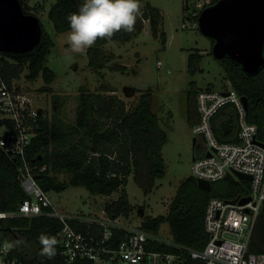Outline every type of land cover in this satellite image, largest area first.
Here are the masks:
<instances>
[{"label": "trees", "instance_id": "16d2710c", "mask_svg": "<svg viewBox=\"0 0 264 264\" xmlns=\"http://www.w3.org/2000/svg\"><path fill=\"white\" fill-rule=\"evenodd\" d=\"M25 14L31 8L24 0H18ZM218 0H212V4ZM83 0H55L47 12V18L56 34L68 32L66 20L70 12H75ZM188 6H184V10ZM135 30H120L111 38H98L87 52L88 68L99 74L103 67L124 73L126 67L117 64L112 52L106 53L104 46L109 41L125 43L139 35L143 22L147 21L150 31L162 45L166 43L163 31V13L147 3L141 10ZM41 24V23H40ZM38 45L26 53H1L0 64L5 78L11 82L26 71L25 78L35 81L40 75L46 85L56 77L54 70L46 66L54 42L44 30ZM211 45L213 41L211 40ZM212 54V53H211ZM264 56V53H263ZM204 57L199 50L192 51L187 58V72L190 76L201 71L199 65ZM216 60V59H215ZM224 72L229 87L247 99L246 119L257 128L256 138L264 145V67L254 75H247L241 66L228 58L216 60ZM207 89H211L210 87ZM99 91L113 92L108 85ZM137 98L130 106L116 96L104 97L99 93H84L80 89L76 119L73 125L49 122L39 119V128L25 153L28 165L34 168L35 182L46 193H60L68 187H82L93 196L118 198L106 202L103 211L111 218H127L133 211L125 186L129 176L145 193L155 186L156 180L165 174L162 148L167 142L166 133L160 127V119L152 110L150 90L141 92L129 89ZM199 90L191 85L190 127L197 122L195 96ZM195 114V120H193ZM211 126L218 141L238 142V117L232 105L222 107L212 118ZM21 159H10L0 150V212H15L19 204L27 198L21 187L19 168ZM45 167L44 171H40ZM66 180H60L59 176ZM223 188L211 184L210 191L197 185V180L189 176L178 185L165 214L156 217L143 216L139 228L154 235H160V228L167 224L169 235L180 248L163 244L148 243V249L160 253L179 255L176 264H204L189 257L187 250H202L207 243L203 220L207 202L212 198L234 200L249 194L248 182L242 187L236 181L225 180ZM51 209H48L50 211ZM142 212V209H139ZM83 233H99L101 229L92 226L78 227ZM61 222L54 217H15L0 219V241H7L11 256L22 264H66L62 247L57 243V233ZM128 233L122 229L113 230L112 242L117 244ZM43 236L55 238V253L47 255L41 243ZM251 252L264 253V205L255 223L250 241ZM71 264H92L88 260H76Z\"/></svg>", "mask_w": 264, "mask_h": 264}, {"label": "rangeland", "instance_id": "374dc122", "mask_svg": "<svg viewBox=\"0 0 264 264\" xmlns=\"http://www.w3.org/2000/svg\"><path fill=\"white\" fill-rule=\"evenodd\" d=\"M24 1L54 42L46 66L54 70L56 77L51 84L46 85L41 75L35 81L26 80L24 71L12 82L24 90L34 108L44 112L47 121L73 125L81 88L84 93L116 96L127 107L137 98L129 89L139 90L140 93L150 90L152 110L160 119V127L167 137L162 148L165 174L156 180L149 193L141 190L133 176H129L125 191L133 211L127 218L120 217L117 221L126 228H132L140 224L143 216L165 214L180 182L192 176L193 157L201 149L198 139L193 146L196 137L190 127L191 85L196 90L209 87L220 90L229 86L222 68L211 54V40L200 32L198 26L192 27L191 21L187 19L189 11L194 10L195 4L202 0H141V10L149 3L162 11L165 45L152 35L148 22L144 21L142 32L132 40L125 43L109 41L104 46L106 53L112 52L115 55L114 63L125 66L126 71L122 73L103 67L99 74L88 68L85 54L67 51L68 32L56 34L53 31L47 12L55 0ZM185 5L188 6L186 10ZM183 24L187 28H182ZM194 50H199L204 57L199 65L201 71L190 76L187 72V58ZM69 56L72 58L69 59ZM157 62L161 66L157 67ZM107 85L114 91H99ZM59 179L66 180L62 175ZM224 181L212 184L216 188H223ZM235 181L240 187L243 186L242 181ZM49 196L54 209L60 213L102 217L104 204L116 200L118 193L111 197L93 196L82 187L70 186L60 193H49ZM160 236L170 238L167 224L161 226ZM157 264L164 263L158 261Z\"/></svg>", "mask_w": 264, "mask_h": 264}, {"label": "built area", "instance_id": "2783aa9c", "mask_svg": "<svg viewBox=\"0 0 264 264\" xmlns=\"http://www.w3.org/2000/svg\"><path fill=\"white\" fill-rule=\"evenodd\" d=\"M213 5L212 0H202L189 11L187 19L191 26H198L200 12ZM182 28H187L183 24ZM161 66L157 62V67ZM232 105L238 117V142L218 141L211 126L218 111ZM197 122L191 132L200 141L202 152L194 156L191 174L196 180L210 184L224 180L235 172L250 176L249 194L238 196L235 203L220 198L210 199L205 208L203 226L207 243L202 250H187L189 257L204 264H264V253L251 252L250 241L253 229L264 205V145L256 138L257 128L246 119V108L241 96L229 86L220 90L203 89L195 96ZM45 118L41 109L33 107L30 98L2 73L0 64V150L10 159H21L19 168L21 187L27 198L15 212H0V219L15 217L46 216L58 219L62 228L57 233V243L62 247L66 264L76 260H88L92 264H176L182 261L179 255L149 250L148 243L180 248L170 238L154 235L139 228H126L111 219L105 212L102 217L84 214H68L56 211L50 196L35 182L34 168L25 159V153L39 128V119ZM44 171L45 167H41ZM249 198L240 204L243 198ZM48 209H51L48 211ZM101 229L99 233H83L73 226ZM128 233L117 244L113 243V230ZM0 264H22L11 256L7 241H0Z\"/></svg>", "mask_w": 264, "mask_h": 264}, {"label": "water", "instance_id": "95a60500", "mask_svg": "<svg viewBox=\"0 0 264 264\" xmlns=\"http://www.w3.org/2000/svg\"><path fill=\"white\" fill-rule=\"evenodd\" d=\"M198 28L213 41L211 53L214 59L228 58L240 65L247 75H254L264 67V0H218L200 12ZM41 34L39 19L25 14L18 0H0L1 53L31 51L39 44ZM241 100L247 108V99L241 97ZM195 145L196 138L193 139ZM235 179L251 181L250 176L237 172L224 178ZM197 185L206 191L211 189V184L206 181L197 180ZM247 201L248 197L239 203Z\"/></svg>", "mask_w": 264, "mask_h": 264}, {"label": "clouds", "instance_id": "9594fccd", "mask_svg": "<svg viewBox=\"0 0 264 264\" xmlns=\"http://www.w3.org/2000/svg\"><path fill=\"white\" fill-rule=\"evenodd\" d=\"M141 15V0H83L78 10L66 17L67 51L86 54L98 38H111L120 30L132 32ZM41 243L45 254L54 255V237L43 236Z\"/></svg>", "mask_w": 264, "mask_h": 264}, {"label": "crops", "instance_id": "0c3cea01", "mask_svg": "<svg viewBox=\"0 0 264 264\" xmlns=\"http://www.w3.org/2000/svg\"><path fill=\"white\" fill-rule=\"evenodd\" d=\"M197 114V113H196ZM195 114H193V120L192 121H194L195 120ZM201 152H202V150L200 149V151H199V153L197 154V155H199V154H201Z\"/></svg>", "mask_w": 264, "mask_h": 264}, {"label": "flooded vegetation", "instance_id": "af4514ba", "mask_svg": "<svg viewBox=\"0 0 264 264\" xmlns=\"http://www.w3.org/2000/svg\"><path fill=\"white\" fill-rule=\"evenodd\" d=\"M200 147H201V149H202V145L200 144Z\"/></svg>", "mask_w": 264, "mask_h": 264}]
</instances>
